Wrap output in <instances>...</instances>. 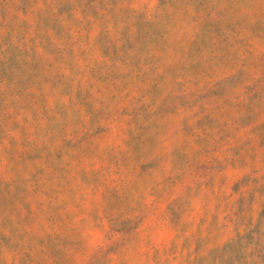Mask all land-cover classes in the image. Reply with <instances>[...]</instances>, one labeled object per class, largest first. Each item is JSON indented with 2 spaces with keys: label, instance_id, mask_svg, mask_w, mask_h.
<instances>
[{
  "label": "rangeland",
  "instance_id": "rangeland-1",
  "mask_svg": "<svg viewBox=\"0 0 264 264\" xmlns=\"http://www.w3.org/2000/svg\"><path fill=\"white\" fill-rule=\"evenodd\" d=\"M0 264H264V0H0Z\"/></svg>",
  "mask_w": 264,
  "mask_h": 264
}]
</instances>
